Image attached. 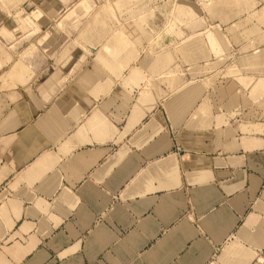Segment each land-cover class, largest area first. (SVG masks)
Listing matches in <instances>:
<instances>
[{"label":"crops","instance_id":"obj_1","mask_svg":"<svg viewBox=\"0 0 264 264\" xmlns=\"http://www.w3.org/2000/svg\"><path fill=\"white\" fill-rule=\"evenodd\" d=\"M37 1L0 0V264H264V0Z\"/></svg>","mask_w":264,"mask_h":264},{"label":"rangeland","instance_id":"obj_2","mask_svg":"<svg viewBox=\"0 0 264 264\" xmlns=\"http://www.w3.org/2000/svg\"><path fill=\"white\" fill-rule=\"evenodd\" d=\"M27 0H17V2L11 0H5L4 5L6 9H14L15 7H21ZM118 0H63L58 1L61 10L69 11V16L61 20H55L58 25L64 26H78V25H91L93 22L91 18L95 11L106 10L113 8L115 10H124L117 4ZM30 2V0H29ZM39 10L45 9H57L53 0H38ZM26 7L30 9V3L26 4ZM16 8V9H17ZM34 9V7H33ZM80 16V17H79ZM138 20V19H134Z\"/></svg>","mask_w":264,"mask_h":264}]
</instances>
